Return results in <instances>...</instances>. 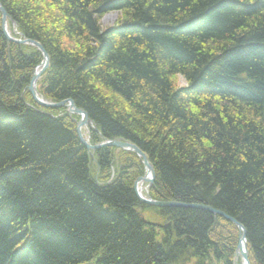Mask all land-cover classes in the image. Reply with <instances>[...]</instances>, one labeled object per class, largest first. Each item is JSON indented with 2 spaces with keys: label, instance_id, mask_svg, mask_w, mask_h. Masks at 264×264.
<instances>
[{
  "label": "trees",
  "instance_id": "1",
  "mask_svg": "<svg viewBox=\"0 0 264 264\" xmlns=\"http://www.w3.org/2000/svg\"><path fill=\"white\" fill-rule=\"evenodd\" d=\"M46 2L55 12L0 0L49 52L43 92L136 143L155 172L150 198L241 223L249 263L264 264V0ZM108 11L118 21L101 27ZM3 45L0 34V264H234L231 221L139 202L135 153L96 149L100 173L88 175L76 117L21 100L39 54Z\"/></svg>",
  "mask_w": 264,
  "mask_h": 264
},
{
  "label": "bare ground",
  "instance_id": "2",
  "mask_svg": "<svg viewBox=\"0 0 264 264\" xmlns=\"http://www.w3.org/2000/svg\"><path fill=\"white\" fill-rule=\"evenodd\" d=\"M49 3L46 2V0H40V4H39V8L41 10H43L44 12H49V13H52L54 10L51 11V9L49 8ZM55 12V11H54ZM110 12V11H109ZM8 12H6V9L3 7L2 4H0V34L4 37V45L3 46H10L11 44H15L17 45L18 47L14 46V47H8L7 50L9 53H18L20 56H26V57H30L32 56L34 52L38 53L39 55L36 57V55H34V57L37 60V64L34 63L33 66H32V71H31V75H30V78L28 80V83L26 84V86H24L21 90V94H20V97H21V100L25 103V105H27L29 108H33V109H36L37 111H42V109H64V107L67 105V100H70L71 102L74 103V100L73 98L70 96L68 98H65V99H61V100H53L52 98H50L49 96H47L44 92H43V89H42V86L44 87V85H42L43 81H44V78H45V74L47 73L48 69H49V64H47L46 66H43L41 63L43 62L44 60V55L42 54V52L40 50H43L45 52V54L47 55V57H49V52L48 50L43 46L42 43H40L39 41H37L36 39L34 38H25V37H14V36H11V32L12 30L14 29L13 26H18V23H16V21H13L10 16H6ZM107 13V12H106ZM106 13H103V15H105ZM5 14V15H4ZM6 16V17H5ZM114 24H111L109 26H113ZM107 27V26H106ZM5 31V33H4ZM10 32V34H9ZM9 34V35H8ZM7 56H10L9 54L6 53ZM52 69V67H50V70ZM35 76V78H34ZM178 77L180 79H182L183 83L182 84H178L176 82V80L174 81L175 82V87L178 88V87H181V86H185L187 84V80L182 76V75H178ZM25 79V78H24ZM23 79V80H24ZM176 79V78H175ZM24 85V84H23ZM34 91V95H35V98L41 102V103H45V104H60L62 102H64L61 106H57V107H48V106H44L43 104H40L39 102H37L32 94V92ZM25 93H28L29 97H30V100H31V103L30 101L27 99V97H24L23 95ZM110 97H115L117 98L122 104L125 105L124 103V99L123 97L118 94L117 92L115 91H111V95ZM81 109V108H80ZM83 110V109H82ZM84 111V110H83ZM85 112V111H84ZM86 113V112H85ZM87 115V113H86ZM88 118V116H87ZM88 120H90L88 118ZM92 123L93 121L90 120ZM96 135L93 139V144L95 145H98L99 147L96 148V149H101V148H105V147H109L110 143L113 142L114 140H118V141H122V142H125V143H129V144H133L135 145L136 147L137 144L134 143L133 141L129 140V139H125L121 136H117V137H109V136H105L102 134V132L98 129H96ZM82 138L86 141V142H90L91 141V138L88 137L87 135L85 136H82ZM143 143H146V142H149L148 139H142L141 140ZM115 148L117 149H121V148H118L115 146ZM123 150V149H121ZM125 151V150H124ZM129 151V150H127ZM131 153H134L132 151H129ZM114 154V153H113ZM89 155V154H88ZM136 155V154H135ZM90 156V155H89ZM114 156V155H113ZM137 156V155H136ZM146 156V160L150 163V161L148 160V156ZM137 158L140 159V164H141V167H142V174L145 172V168H144V162H143V159H141L140 157L137 156ZM112 164L114 165L115 161H117L115 159V157L112 158ZM91 163V165L89 164ZM88 167H86V171H87V174L88 175H96L97 173L99 174L100 173V170L98 169V167L96 166V161L93 159V157L90 156V160L87 164ZM150 166L153 170V173L154 172V169H153V166L151 165L150 163ZM126 169V168H125ZM108 172H109V179H108V182L109 181H112L113 180V176L115 175V173L118 172V169L117 168H114L112 166H109L108 167ZM141 174V175H142ZM140 175V176H141ZM140 176H137V177H134L133 180H132V186H133V183L135 181H137V179L140 177ZM154 179H155V174H154ZM154 179H153V182H154ZM153 182L151 183V185L149 187L152 186ZM144 185L145 187L148 185L147 182H144L142 180H140L138 183H137V187H138V191L140 193H142V190L144 188ZM155 201H159V202H167V203H172V204H184V203H181V202H177V201H172V200H161V199H154ZM158 207H183V206H158ZM241 224V223H240ZM242 225V224H241ZM242 227L244 228L245 230V227L242 225ZM240 232L238 231V236H239ZM245 237H246V230H245ZM237 246V244H236ZM235 250H236V247L234 249V254H235Z\"/></svg>",
  "mask_w": 264,
  "mask_h": 264
},
{
  "label": "water",
  "instance_id": "3",
  "mask_svg": "<svg viewBox=\"0 0 264 264\" xmlns=\"http://www.w3.org/2000/svg\"><path fill=\"white\" fill-rule=\"evenodd\" d=\"M4 33H5V31H4ZM40 51L44 55V60H43V62L41 64L43 66H46L47 63H48V57H47V55L45 54V52L43 50H40ZM34 78H35V76H34ZM32 94H33V96L35 98L34 91L32 92ZM35 100L37 102H39L36 98H35ZM67 102H68L67 103L68 111L71 112V113L77 114V115H79L81 117L80 120L77 123V126H76V134H77L79 142L87 149L88 148H93V149L98 148L99 147L98 145L91 146L82 138V134H81L80 128L82 126H85V125L88 124L86 113L83 110L74 107L73 102H71L70 100H67ZM39 103L43 104L44 106H48V107H57V106H61L64 102H62L60 104H45V103H41V102H39ZM109 145L110 146H116V147L124 149V150L132 151L138 157L143 159L144 168L146 170H145L143 176H140L137 179V181H135L133 183V186H132L134 194L136 195L137 199L140 202L146 203V204H149V205H154V206H183V207H192V208H202V209H205V210L211 212L212 214H218V215L226 218L227 220L231 221L237 227L238 231L240 232L239 237H238L236 250H235V257H239L241 259L242 264H249L248 259H247V251H246L245 230H244V228L242 227V225L239 222H237L234 218L224 214L222 211L214 209V208H212L210 206L200 205V204H172V203H167V202L155 201V200H152V199H150L148 197L147 198L143 197L138 192L137 183L140 180H142L144 182H147L148 183L147 187H149L151 185V183L153 182V179H154L153 170H152V168L150 166V163L146 160L145 154L138 147H136L135 145H133V144L131 145L129 143H125V142H122V141H118V140L115 141L114 140Z\"/></svg>",
  "mask_w": 264,
  "mask_h": 264
},
{
  "label": "rangeland",
  "instance_id": "4",
  "mask_svg": "<svg viewBox=\"0 0 264 264\" xmlns=\"http://www.w3.org/2000/svg\"><path fill=\"white\" fill-rule=\"evenodd\" d=\"M118 18H119V14L116 12V11H108L105 15L101 16L99 18V25L101 27H106V26H109L111 24H115L117 21H118ZM176 82L178 84H182L183 81L182 79H180L178 76L176 77ZM145 186V185H144ZM144 192V191H143ZM145 216L148 218V219H151L150 217H148L149 215L145 212ZM239 260V264H240V259Z\"/></svg>",
  "mask_w": 264,
  "mask_h": 264
}]
</instances>
